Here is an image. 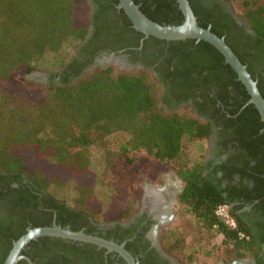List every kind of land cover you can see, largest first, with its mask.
<instances>
[{
  "label": "trees",
  "instance_id": "16d2710c",
  "mask_svg": "<svg viewBox=\"0 0 264 264\" xmlns=\"http://www.w3.org/2000/svg\"><path fill=\"white\" fill-rule=\"evenodd\" d=\"M133 1L157 23L183 20L176 0ZM188 2L197 23L223 37L246 65L264 98V7L245 2L240 12L243 25H238L230 16L222 18L205 12L194 0ZM107 10L116 11L112 5ZM119 15L135 34L137 45L143 34L132 28L122 9ZM90 23L86 0H0V182L7 188L3 192L5 186L0 187V264L27 227L48 226L53 214L61 226L69 223L72 230L86 226L88 234L98 223L127 219L137 204L135 187L130 186L137 150L175 168L183 181L175 204L195 220L192 236L177 228L163 233L161 244L168 254L186 262L202 255L226 261L254 257L264 264V124L255 106L245 105L250 96L236 72L205 41L148 36L159 53L166 49L181 66L162 83L145 69L118 70L113 65L96 66L74 78L83 63L75 68V62H68ZM244 25L252 34L243 30ZM46 53L63 54L49 82L22 79L39 68L36 65ZM55 76L60 78L55 81ZM165 82L185 88L181 92L171 88L168 93L177 103L192 97L198 112L192 114L189 105H172L171 96L161 94ZM214 128L219 145L228 146L229 154L211 169L204 152ZM192 144H198L200 152L193 157ZM92 147L102 153L98 174L91 168ZM26 150L32 151L34 162L25 158ZM49 166H54L52 172L46 170ZM85 175H90V183L77 179ZM234 177L240 178L237 184H231ZM114 182L126 187L125 198ZM68 187L73 192L70 202L52 191ZM233 201L242 202L229 210L236 227L216 214L219 205ZM244 205H251L250 211L238 213ZM58 239L38 237L21 254L39 261L46 253L59 258L63 249ZM84 247L80 257L102 262L101 250L91 244ZM50 260L47 264H56ZM16 264L27 262L21 259Z\"/></svg>",
  "mask_w": 264,
  "mask_h": 264
},
{
  "label": "flooded vegetation",
  "instance_id": "af4514ba",
  "mask_svg": "<svg viewBox=\"0 0 264 264\" xmlns=\"http://www.w3.org/2000/svg\"><path fill=\"white\" fill-rule=\"evenodd\" d=\"M86 1L89 6L91 23L88 27V32L85 35V38L77 47L73 58L68 62V64L75 62V68L83 63L80 74L74 78H80L84 73L91 71L96 66L106 67L113 65L118 70L132 71L136 69H145L149 71L158 82L162 83L163 78H170L168 76L181 69L180 64H177V60L171 58L166 49L163 50V53H159L156 44L153 40L148 39L149 37L143 36L138 39V44H135V34L130 30V27H125V20L123 16L119 15L120 9L117 7L118 2L114 4L110 0ZM194 3L207 13H215L222 18L230 16L235 19L238 25H243L240 16L234 13L231 3L228 1L194 0ZM110 5L116 9L115 12L107 10ZM94 16L95 19H93ZM243 30L246 33L252 34V31L245 25ZM144 40H148L145 47H143ZM59 78V76H55L54 80L56 81ZM171 88L178 92L185 89L165 82V84L162 85L161 94L163 96L165 94L170 95V98H172L173 96L168 93ZM189 90L194 93L193 88H190ZM170 102L177 107L189 105L192 108V114L198 112L196 108L193 107L192 97H188L187 100L179 101L178 103L172 98ZM207 144L211 151V155L207 162H209V165H211L210 168L212 169L216 167L217 164H221L222 161L226 160L229 154V149L228 146L223 147L219 145V139L215 128ZM216 175L221 177L222 173L218 171ZM176 176L179 182L164 183L162 188L154 192V196L150 197L146 192L144 198L140 200L139 207L135 208L133 213L127 219L119 222L98 223L96 224V229L91 235L112 240L118 244H123V247L132 256L136 264H258L259 260L254 257H239L233 258L230 261H226L223 258H216V260L212 262H201L200 260L186 262L177 259L164 250L161 244V238L166 230L174 228V204L176 203L177 196L183 187L182 179L177 173ZM239 181V177H234L231 184H237ZM22 182L27 183L28 185L31 184L27 179H23ZM244 182L250 183L251 181L244 180ZM179 183H182V185H179ZM227 184L228 181L224 180L222 186L225 187ZM3 186H5L2 188V191L4 192L7 189L6 184L5 182H0V187ZM10 186L19 187L16 182H11ZM240 203L242 202L233 201L230 205H225H227L228 210H230V208ZM250 209L251 205H244L243 208L237 210V212L241 213L242 211H250ZM232 219L234 225L231 227H236V221L233 217ZM54 223L61 226L60 222L53 214L50 225ZM248 225L250 227L249 223ZM61 227H68L71 229L69 223H65L64 226ZM86 228V226H81L74 231L85 232ZM240 234L241 237L244 236V233ZM60 239H58L60 240L58 245L61 246L63 251L58 254L60 255L59 258L54 256L49 258L50 254L46 253L40 261L38 258L32 260L29 256L25 257H27L30 262L26 259L23 260H25L27 264H37V262H40L39 264H47L50 263V259L54 260L56 264H94L86 259V257H80L78 255L81 254L80 252L83 251L84 248H86L84 247V244L89 243L72 241L64 238ZM50 244L54 245L53 243ZM31 246L32 245H26L24 250L28 251L29 248L31 249ZM96 250H101L100 256H102L103 260L100 264H108L109 262L111 264H127V262L115 251H107L105 248L98 246H96Z\"/></svg>",
  "mask_w": 264,
  "mask_h": 264
},
{
  "label": "water",
  "instance_id": "95a60500",
  "mask_svg": "<svg viewBox=\"0 0 264 264\" xmlns=\"http://www.w3.org/2000/svg\"><path fill=\"white\" fill-rule=\"evenodd\" d=\"M176 2L183 14V20L180 24H160L151 20L133 0H118L117 7L122 9L131 21L132 28L142 33L144 37L153 36L167 41L194 39L198 42L202 40L215 47L223 55L225 62L236 72L237 79L245 86L250 96L245 105L253 104L264 124V98L257 87V81L251 77L246 65L239 60L223 37L213 33L209 26L204 28L197 23L188 0H176ZM262 130L264 131V127ZM41 236L60 237L93 244L105 248L107 251L117 252L127 264H136L132 256L123 247V244L83 231H74L68 227H61L55 223L50 226L27 227L26 232L12 243L3 264H16L20 259L29 261L21 252L31 240Z\"/></svg>",
  "mask_w": 264,
  "mask_h": 264
},
{
  "label": "rangeland",
  "instance_id": "374dc122",
  "mask_svg": "<svg viewBox=\"0 0 264 264\" xmlns=\"http://www.w3.org/2000/svg\"><path fill=\"white\" fill-rule=\"evenodd\" d=\"M248 3L249 5L252 6H263L264 7V0H235V2L231 3V7L234 11L235 14H238L240 16L241 10L245 7L244 3ZM67 49L66 51H68ZM61 55L63 54H54V53H46L43 57V59L36 65V67H39L38 69H34L32 72L29 74H24L21 78L25 80H31L36 83H45L49 82L51 78V74L54 71V66L60 65V60H61ZM70 57V53L69 56ZM65 57L63 60H68L69 58ZM66 62V61H65ZM40 76V77H39ZM50 77V78H49ZM198 144H192L190 145V156H196L200 152L198 151L197 148ZM23 154L25 158H27L29 161L34 162L35 158L32 155L31 150H26L23 151ZM90 162H91V168L94 172L97 174L101 170V160H102V153L99 148L92 147L90 149ZM135 157H136V165L133 167L132 171L136 172V175H133V182L131 183L130 186L135 187V192L137 194V204L136 207H139L140 200L144 198V195L146 192L151 196H154V192L156 190H159L164 186V183L167 184V182H174L177 183L179 182L177 176H176V170L173 166H166V165H161L159 162L156 160L152 159L149 157L144 151L142 150H137L134 151ZM205 160L207 161L209 156L211 155V151L207 147L205 149ZM54 166H49L47 167L46 170L49 172L53 171ZM156 172L157 175H156ZM89 176L90 175H85V176H79L77 179L81 182L85 183H90L89 181ZM154 180H157V182H152ZM158 180L160 182H158ZM151 184H156V185H151ZM114 185L116 189L118 190L119 196L122 198H125L127 195V189L126 187L124 188L123 186H118L116 182H114ZM179 185H182V183H179ZM146 186V187H144ZM144 188V189H143ZM151 189V190H150ZM52 191L55 193L60 198L66 199L68 202H70L73 192L71 187L66 188V190H58L52 188ZM174 212H175V219H174V224L173 227L177 228L183 233L193 235L194 229H195V220L192 216L190 215H185L182 214L177 208L176 204H174ZM191 235V236H192ZM221 236L219 235L216 240L220 241ZM219 259L218 257H204L202 255H198L197 259L195 258L194 260H200L201 262L204 261H214Z\"/></svg>",
  "mask_w": 264,
  "mask_h": 264
},
{
  "label": "built area",
  "instance_id": "2783aa9c",
  "mask_svg": "<svg viewBox=\"0 0 264 264\" xmlns=\"http://www.w3.org/2000/svg\"><path fill=\"white\" fill-rule=\"evenodd\" d=\"M216 214L221 218H223L225 223L228 224L229 226L234 225L233 219L229 214L227 205L225 204L219 205L218 208L216 209Z\"/></svg>",
  "mask_w": 264,
  "mask_h": 264
}]
</instances>
